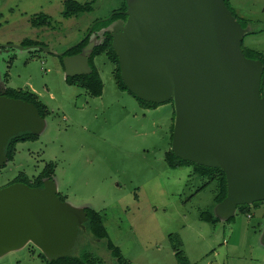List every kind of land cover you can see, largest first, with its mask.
I'll list each match as a JSON object with an SVG mask.
<instances>
[{"label": "rangeland", "instance_id": "obj_1", "mask_svg": "<svg viewBox=\"0 0 264 264\" xmlns=\"http://www.w3.org/2000/svg\"><path fill=\"white\" fill-rule=\"evenodd\" d=\"M65 1L0 0V88L35 93L45 107L37 138L18 142L14 159L0 166V188L23 173L34 181L53 164L58 195L74 207L101 212L110 238L131 264H264V201L250 204L248 212L237 208L233 220L211 223L200 216L214 203L216 181L194 175L192 165L167 164L173 101L143 106L119 87L116 64L106 53L95 57L102 95L66 81L63 52L119 0H77L93 7L79 17L64 16ZM229 4L240 18L250 13L253 19L255 32L244 37V45L264 52V0ZM42 13L50 15V24L34 25L32 18ZM106 29L91 41L101 42ZM84 233L79 246L117 264L105 240ZM41 252L28 243L0 256V264H46Z\"/></svg>", "mask_w": 264, "mask_h": 264}, {"label": "water", "instance_id": "obj_2", "mask_svg": "<svg viewBox=\"0 0 264 264\" xmlns=\"http://www.w3.org/2000/svg\"><path fill=\"white\" fill-rule=\"evenodd\" d=\"M125 13V20L106 29L121 78L147 102L173 101L176 156L225 172L227 194L216 216L228 220L239 205L264 201V64L243 50L250 27L242 26L226 0H127ZM96 44L63 57L67 75L91 71ZM43 124L33 103L0 95V166L13 136L38 134ZM85 208L62 200L53 179L42 187H1L0 256L28 243L49 258L70 255L86 230Z\"/></svg>", "mask_w": 264, "mask_h": 264}, {"label": "trees", "instance_id": "obj_3", "mask_svg": "<svg viewBox=\"0 0 264 264\" xmlns=\"http://www.w3.org/2000/svg\"><path fill=\"white\" fill-rule=\"evenodd\" d=\"M227 5L230 7L229 0H226ZM64 16L65 17H79L83 13L91 11L93 9L92 4L88 2H80L77 0H66L64 3ZM127 9V0H119L118 4L108 13V15L112 12L113 15L107 20H99L96 22L94 29H102V27L109 26L114 20L123 18L126 19L127 15L125 13V10ZM232 10V9H231ZM233 14L237 17V19L241 22L243 27H247L249 24H252V21L247 18H240L236 15V13L232 10ZM51 17L48 14H38L35 15L32 19V22L34 25L37 26H43L50 24ZM255 30L251 29L250 32L246 33H254ZM112 34L109 31L104 32L103 40L96 44L91 52V55L89 57V65L91 68V71L86 74H79V75H69L66 77V81L69 84L72 85H80L83 88H85L90 94L94 96H100L103 93L104 84L101 77V74L95 64V57L97 55H100L102 53H106L110 60L116 64V78L117 82L119 84V87L121 89H126L130 93H132L137 100L146 107H153L157 106L158 103L154 102H147L139 97H137L129 88L125 85L121 78L120 74V65H119V59L117 56V53L112 47ZM244 39V38H243ZM89 42V37H86L82 42L76 44L71 49H68L66 51V55H72L77 54L82 51L84 47L87 46V43ZM27 45H31V41L26 43ZM243 50L247 57L253 58V59H260L264 64V52L249 48L244 45L242 42ZM63 60V57H61ZM262 93L264 94V72H263V78H262ZM7 95L9 97L23 99L28 102L33 103L40 111V114L44 116L45 114V107L44 105L38 100V97L35 93H32L30 91H26L23 89H15V88H9L7 91ZM37 138V135L30 132L25 131L21 132L15 136H13L6 148V154L8 156L9 160L14 159L16 145L18 142L27 141V140H34ZM166 162L167 164L172 168H177L183 165H192L194 170V175L207 177L210 180H215L217 183V194L214 199V203L211 206V208L203 211L201 213V218L209 221L211 223H216L220 221V218L215 215L214 209L218 203H220L227 194V181H226V175L225 172L219 168V167H208L204 165H199L194 162H190L187 160H183L180 157L176 156L175 153L171 150L166 155ZM54 173V165L49 164L36 178L34 181H30L28 176L26 174H21L17 176L11 183L13 182H23L30 186H37L42 187L44 185V178H52ZM53 179V178H52ZM64 199V198H62ZM262 201H257L253 203L255 206L261 205ZM251 206L249 204L239 205L238 210L241 212H248L249 208ZM86 212V230H81L80 234H85L84 232H89L94 238H97L99 240H105L106 247L111 251L113 257L116 259L117 264H131L129 261L126 260L124 257L120 247L114 243V241L110 238V234L108 231L107 226L104 222V215L90 207L85 208ZM234 216L229 218L228 221L233 220ZM85 236V235H84ZM83 236V237H84ZM79 243H81L80 240L77 241L76 246H79ZM76 248V247H75ZM177 255L180 259H183L181 252H177ZM41 258L45 260L46 264H108L103 259L99 258L94 254L92 250H90L86 244H80L79 251L73 252L70 255L62 256V257H56V258H49L47 257L43 252H41Z\"/></svg>", "mask_w": 264, "mask_h": 264}, {"label": "flooded vegetation", "instance_id": "obj_4", "mask_svg": "<svg viewBox=\"0 0 264 264\" xmlns=\"http://www.w3.org/2000/svg\"><path fill=\"white\" fill-rule=\"evenodd\" d=\"M125 11H126V10H125ZM113 13H114V12L110 13L109 15H106V17L100 18V20H107V19H109L110 17H112ZM49 16H50V15H49ZM32 19H33V18H32ZM98 20H99V18L96 19V20L94 21V23H93L92 27L90 28L88 34L85 36V38H86V37H89V42L87 43V45L91 42V37H92L93 33H98V32H100L101 30L106 29V28L108 27V26H107V27H104V28L102 27V29L95 30V29H94V26H95V24H96V22H97ZM118 20H125V19H123V18H119V19L114 20L113 22H116V21H118ZM113 22H112V23H113ZM112 23H111V24H112ZM47 25H48V24H47ZM105 31H106V30H105ZM105 31H104V32H105ZM104 32H103V37H104ZM85 38H84V39H85ZM84 39H83V40H84ZM83 40H82V41H83ZM102 40H103V39H102ZM82 41H80V42H82ZM80 42H78V43H80ZM78 43H76V44H78ZM99 43H100V42H99ZM76 44H74L73 46H75ZM31 45H32V44H31ZM73 46H72V47H73ZM72 47H70L69 49H71ZM67 50H68V49H66V50L63 52L62 57L67 56V55H66V51H67ZM82 50H83V49H82ZM81 52H82V51H81ZM81 52H80V53H81ZM77 54H78V53H77ZM72 55H75V54H72ZM8 89H9V88H5V87L0 88V95H7V91H8ZM7 96H8V95H7ZM15 152H16V150H15ZM52 178H53V177H52ZM52 178H49V179H52ZM45 179H47V178H44L43 181H45ZM13 183H14V182H13ZM10 184H11V183H10ZM60 198L62 199L63 197L60 196ZM62 200L66 201L65 199H62ZM79 236H80V235H79Z\"/></svg>", "mask_w": 264, "mask_h": 264}, {"label": "crops", "instance_id": "obj_5", "mask_svg": "<svg viewBox=\"0 0 264 264\" xmlns=\"http://www.w3.org/2000/svg\"><path fill=\"white\" fill-rule=\"evenodd\" d=\"M243 18H247V19H250L251 21H252V23H253V19L250 17V13H246V14H243ZM251 24H249L247 27H250V31H251V26H250ZM249 31V32H250ZM246 36V35H245ZM244 36V37H245ZM243 43H244V39H243ZM247 47H249V48H253V46H252V44L250 45H248ZM262 51V50H261Z\"/></svg>", "mask_w": 264, "mask_h": 264}]
</instances>
